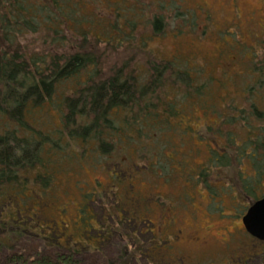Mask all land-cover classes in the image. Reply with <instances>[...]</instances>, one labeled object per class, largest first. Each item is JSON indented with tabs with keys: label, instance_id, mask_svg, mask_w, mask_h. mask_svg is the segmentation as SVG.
I'll return each instance as SVG.
<instances>
[{
	"label": "trees",
	"instance_id": "trees-1",
	"mask_svg": "<svg viewBox=\"0 0 264 264\" xmlns=\"http://www.w3.org/2000/svg\"><path fill=\"white\" fill-rule=\"evenodd\" d=\"M78 3L0 0V264H153L154 258L158 260L154 264H184L185 259L168 251L167 242L152 231L148 232L153 234L152 243L139 239L136 229L130 232L129 226L134 228L139 218L135 209L122 202L123 192L119 189L110 188L100 196V204L116 198L118 207L108 214H113L114 221L98 228L90 222L88 235L95 241L92 245L66 234L64 223L48 216L53 211H58L57 216L67 211L54 195L50 200L46 198L64 169L62 161L58 167L57 160L62 156L63 143L68 150L63 156L75 158L82 166L85 160L92 162L93 158L97 161L100 156H108V148L116 143L124 149L137 148L143 130L154 126L156 120L169 124L180 111L190 114L208 98L189 90L184 104H165L169 89L176 92L173 84L184 80V72L170 66L172 77H167L164 74L169 68H164L168 63L143 49L138 48L134 54H142L144 64L134 61L128 70L129 61H125L120 69L107 70L103 59L110 52L120 51L125 39L107 32L102 18L85 17ZM121 15L118 12L115 16ZM29 33L32 37L39 35L44 44L39 50L34 47L38 50L35 53L27 48L36 42L26 39ZM68 33L72 37L65 35ZM24 38L27 46L20 42ZM90 40L93 46L87 49ZM69 47L74 52L67 55ZM253 53L249 64L259 57ZM253 64L261 72L259 82L264 83V58ZM145 65L151 66L147 69ZM249 71L254 72L251 64ZM147 74L152 76L150 80ZM188 75V81L193 82ZM186 85L190 88V83ZM158 88L162 90L160 96ZM258 92H252L250 102L245 100V108L230 104L226 112L228 104L221 113L225 119L221 126L232 129L226 136L220 134L226 141L225 156L221 158L238 168L233 180L237 187L245 182L240 171L243 159L253 166L249 177L255 185L264 178V112L258 111V105L264 110V87ZM245 96L243 92L241 99ZM217 125L203 127L209 140L219 138L217 131L221 127ZM137 155L132 158V166L126 168L117 162L108 171L114 185L131 182L139 172L141 153ZM153 161L156 162L154 156L147 163ZM96 194L87 200L96 201ZM261 197L264 194L251 202L255 204ZM258 245L260 249L255 253L237 257L230 264H264V243Z\"/></svg>",
	"mask_w": 264,
	"mask_h": 264
},
{
	"label": "rangeland",
	"instance_id": "rangeland-1",
	"mask_svg": "<svg viewBox=\"0 0 264 264\" xmlns=\"http://www.w3.org/2000/svg\"><path fill=\"white\" fill-rule=\"evenodd\" d=\"M75 1L79 2V6L82 4L81 12L85 17L88 15L91 19L95 15L102 18L107 32L113 33L116 38L120 34L125 39V46L120 51L110 52L103 59L107 70L111 67L112 70L120 69L125 61H129L128 70L134 66V61L139 60L138 63L144 64L143 55L134 54L139 52L138 48L143 49L168 63L164 68H169L164 74L167 77H172L173 68L184 72L182 79L185 81L179 79L174 82L176 92L169 89V100L164 98L165 104H184L189 90L201 94L198 96L200 98H205V95L208 98L203 100L204 104L191 109L190 114L185 110L180 111L170 119L169 124L156 120L154 126L143 130L137 148L126 146L124 149L116 143L115 147L108 148V156H100L97 161L93 158L92 162L85 160L82 166L80 162L77 165L75 158L71 160L64 157L68 150L63 143L60 148L62 156H58L57 160L58 167L62 161L64 169L46 198L50 200L54 195L58 199L57 203H61L60 206L67 211L65 214L64 210L60 211L62 216H57L58 211H50L51 215L48 213V216L64 223L66 234L92 245L95 241L88 235L90 222L98 228L115 219L113 214H108L118 207L116 198L108 203L101 201L100 204L103 192L114 188L123 192L122 202L135 209L139 218L134 228L129 226L130 232L136 229L139 239L151 243L155 233L159 239L167 242L168 251L185 259L184 264H230L237 257L255 253L262 242L246 232L241 220L247 214L245 212L249 203L264 194V178L259 185H255V180L249 177L254 171L253 166L249 160L243 159L241 176L245 180L244 185L250 190L247 188L246 191L244 185L237 187L233 180L238 168H234L236 165L230 160L221 158L225 156L226 151L223 152V149L226 141L220 134L226 136L232 130L226 125L221 126L225 120L221 116L224 106L229 104L226 112L233 104L245 108V100L251 99L252 92L259 93L258 90L264 87V83L259 82L261 72L253 64L264 58V23L260 24V21L264 22V0ZM205 5L210 8L209 18L200 11V6ZM118 12L122 14L120 17L115 16ZM157 22H160L159 29H156ZM29 35L26 39L32 42L35 39L36 42L27 48L35 53L44 45L42 38ZM65 35L72 37L69 33ZM92 37L89 34V39ZM20 40L22 45H26L25 38ZM91 42L88 41L87 49L92 45ZM34 47L38 50H34ZM71 52L74 49L69 47L67 55ZM253 52L259 57L250 63L254 71L252 75L249 62ZM151 65L143 67L148 69ZM188 74L193 82L188 81ZM139 76L144 77L141 74ZM148 77V80L152 78L151 75ZM196 88L199 91H194ZM249 89H252L251 93ZM156 92L158 96L162 94L160 88ZM243 92L246 96L241 99ZM258 111L264 112L259 105ZM205 125L221 127L217 131L219 138L215 136L209 140L205 136ZM137 152L141 153L139 172L134 174L131 182L114 185L108 171L113 170L117 162L126 168L132 166V158L138 157ZM153 156L156 162L147 163ZM151 164H157V168L149 169L147 166ZM95 194L96 201L91 203V200H87L89 195ZM79 199L81 203H73ZM173 203L176 205L173 216L177 224L168 228L163 223L164 216ZM194 204L195 207H192ZM195 209L197 211L194 214ZM211 226L228 230L230 234L218 236L216 241L204 244L202 241L190 242L194 230ZM179 230L182 233L177 240L175 235ZM150 231L153 234H149ZM116 245L120 243L116 242ZM152 261L154 264L158 260L154 258Z\"/></svg>",
	"mask_w": 264,
	"mask_h": 264
},
{
	"label": "flooded vegetation",
	"instance_id": "flooded-vegetation-1",
	"mask_svg": "<svg viewBox=\"0 0 264 264\" xmlns=\"http://www.w3.org/2000/svg\"><path fill=\"white\" fill-rule=\"evenodd\" d=\"M208 8L209 7L207 5H205L204 7L200 6V11L202 13L206 14V18H209L210 17V13H211L210 12V8L209 9ZM263 23H264L263 21H260V24H263ZM162 184H163V182H162ZM79 197H80V195H79ZM73 203H81V199H79L78 201H75ZM252 205H253V202H250L248 208L250 209V206H252ZM175 206L176 205L173 203L170 208H167L169 210H168V212H166V214L164 216L165 220H164L163 223L168 228L174 227L177 224L175 216H173V210H174ZM187 207H190V206H187ZM192 207H195V204ZM196 211H197V209H195L193 211V213L195 214ZM247 211H248V209L246 210V212ZM163 214H160V215H163ZM241 224H242V220H241ZM244 228H245V226H244ZM181 233L182 232L179 230L178 234L175 235V238L177 240L180 238V236H181L180 234ZM226 234L229 235L230 232H228V230L226 231V230H222L221 228H217L216 226H211V227H206V228L205 227H201V228H197L196 231L194 230L192 232L193 236L191 237L190 242H192V241L193 242L202 241L201 243L204 244V243H208L209 241H216V238H218V236H223V235H226Z\"/></svg>",
	"mask_w": 264,
	"mask_h": 264
},
{
	"label": "water",
	"instance_id": "water-1",
	"mask_svg": "<svg viewBox=\"0 0 264 264\" xmlns=\"http://www.w3.org/2000/svg\"><path fill=\"white\" fill-rule=\"evenodd\" d=\"M246 231L260 242H264V197L253 204L242 219Z\"/></svg>",
	"mask_w": 264,
	"mask_h": 264
}]
</instances>
